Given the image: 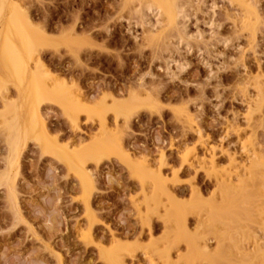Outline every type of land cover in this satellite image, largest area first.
<instances>
[{
  "label": "rangeland",
  "instance_id": "obj_1",
  "mask_svg": "<svg viewBox=\"0 0 264 264\" xmlns=\"http://www.w3.org/2000/svg\"><path fill=\"white\" fill-rule=\"evenodd\" d=\"M9 1L36 49L16 81L0 36V264H264V0H185L182 43L135 0Z\"/></svg>",
  "mask_w": 264,
  "mask_h": 264
},
{
  "label": "bare ground",
  "instance_id": "obj_2",
  "mask_svg": "<svg viewBox=\"0 0 264 264\" xmlns=\"http://www.w3.org/2000/svg\"><path fill=\"white\" fill-rule=\"evenodd\" d=\"M12 1V0H11ZM133 1L134 0H124V4L125 5H128V4H134L133 3ZM187 2H188V0H186ZM186 1L185 0H135V2L138 4H136V6H138L139 7V10L137 9L138 7H136V6H134V8L132 9L133 10V12L135 13V14H138L139 13V15H141L142 14V12L141 11H144L145 10V12L146 13H144L143 12V16L145 15V19H144V17L143 16H141L142 18H143V20L141 19V27H144V26H147L148 27V29H147V31H148V34L150 35V37H153L154 35L153 34H158V33H161V31L159 32V30H162V32L165 30L166 32H175V34H177V40L180 42V43H182L183 41H186L185 39H187V38H190L189 37V35H188V33H187V29H186V25H187V23H188V21H187V18H188V15H187V11H186V8H187V3H186ZM198 1V0H197ZM233 0H227V2H232ZM236 1V0H235ZM189 3H191V1L189 2ZM188 3V6L190 5ZM192 3H194V2H192ZM191 3V4H192ZM131 4H130V6H131ZM14 5V4H13ZM12 5V3H10V1L9 0H0V14L2 15V14H4V11H6V10H12V12L13 11H15V13H16V10H18V12H19V10H20V8H19V6L17 5V4H15L16 6H13ZM201 5V4H200ZM216 5V4H215ZM214 4H212L210 7H208L209 9H210V11H208L209 12V22L212 20V17H213V15H214V6H215ZM23 6V5H22ZM135 7H136V9H135ZM130 8V7H129ZM141 8H143L142 10H141ZM9 10V11H10ZM131 10V9H130ZM135 10V11H134ZM11 12V13H12ZM141 12V13H140ZM15 13H12V14H14V15H12V17H10V19L8 20V23H7V25H6V23H5V28L4 27H2V29L4 30H2L3 32H2V36H3V39H4V44L6 45L5 47H6V51H7V49L9 50V51H7V57L8 56H11V58L10 57H8V61H12L13 63H10V64H12V68H13V74L15 73V72H17V73H15V74H17V75H15L14 77H15V79H16V81H17V79H18V76L20 77V75H19V70H20V72H21V62L23 61V56L25 55V58H26V56H29V55H31V56H29V57H32L33 58V60H34V57H33V43H32V41H31V39L29 38V36H27L25 33H23L22 31H21V29L20 28H15V26H18V25H14V22H13V17H15ZM132 13V12H131ZM147 16V17H146ZM15 18H17V17H15ZM14 18V19H15ZM154 19V21L153 22H151L150 21V19ZM1 19V18H0ZM15 20H17L18 21V19H15ZM244 21V20H243ZM209 22H207L208 24H209ZM18 23H19V21H18ZM211 23V22H210ZM213 23V22H212ZM162 24H164V25H162ZM243 24H246V23H243ZM3 26V25H2ZM22 26V25H21ZM163 26V27H162ZM212 26V25H211ZM44 27V26H43ZM146 27V28H147ZM210 27V26H209ZM22 28V27H21ZM20 29V30H19ZM25 29V28H24ZM24 31V30H23ZM25 31L27 32V29H25ZM157 31H158V33H157ZM165 31H164V33H165ZM196 33V32H195ZM151 34L153 35V36H151ZM174 34V33H173ZM1 36V35H0ZM1 36V37H2ZM193 36V35H192ZM193 37H195L196 38V40H197V38H201L202 36H201V33L200 32H198L196 35H194ZM176 39V38H175ZM35 45V44H34ZM36 47V46H35ZM34 47V49H36ZM31 48H32V50H31ZM31 50V51H30ZM27 51H29V52H32L31 54H28L29 52H27ZM10 53V54H9ZM25 53H27V54H25ZM32 58L31 59H29L28 58V62L31 60L32 61ZM20 63V66H17L18 64ZM30 63V62H29ZM28 63V64H29ZM39 61H38V64H37V61H36V65L38 66L39 65ZM10 64L8 65V66H10ZM24 65V64H23ZM41 65V64H40ZM169 65V64H168ZM36 66V67H37ZM17 67V68H16ZM20 67V69L18 70V68ZM31 67V66H30ZM39 67V69L41 68V66H38ZM169 67V66H168ZM177 67H179V66H177ZM12 68H11V70H12ZM14 68H16V69H14ZM181 68V67H180ZM23 71H25L24 70V66H23ZM31 71V70H30ZM42 71V70H41ZM33 72H35V71H33ZM23 73H25V72H23ZM37 73V72H36ZM36 73H32V74H34L35 76H37L36 75ZM39 73V72H38ZM42 74V73H41ZM30 75H31V72H30ZM43 75V74H42ZM17 76V77H16ZM32 77H34V76H32ZM44 77V76H43ZM21 78H22V76H21ZM24 78H25V76H24ZM30 78V77H29ZM42 78V77H41ZM22 80V79H21ZM2 81V80H1ZM1 81H0V85L2 84L1 83ZM31 81V80H30ZM34 81V83H35V81H36V83L35 84H37V80L36 79H34L33 80ZM21 82V81H20ZM19 82V83H20ZM25 83H27V84H29L28 82H25ZM43 84V83H42ZM19 85H21V83L19 84ZM19 85H17V86H19ZM32 85V84H31ZM45 85V84H44ZM26 86V85H25ZM29 86H30V84H29ZM29 86L27 85V88H29ZM0 88H1V86H0ZM25 88V87H24ZM45 88H46V90H45ZM25 90H26V88H25ZM46 93H48V94H50L52 91H48L47 90V87L45 86L44 87V89H43ZM53 92H55L54 94H56V91H53ZM53 92L51 93V94H53ZM74 92V91H73ZM75 93V92H74ZM58 95V94H57ZM66 95H67V93H66ZM57 97H59V96H57ZM68 98H69V100H71V102L72 103H74L75 105H79V103H81V101H82V99L81 98H79V95H78V93L77 94H73V93H69V95H68ZM64 99V98H63ZM66 100V99H65ZM68 100V101H69ZM63 104L65 105L66 103H64L63 102ZM81 105V104H80ZM14 110V109H13ZM21 116V115H20ZM36 116H38V113L36 114ZM14 117H16V116H14ZM34 117V113H32V118H31V122L33 121L32 119H34L33 118ZM39 117V116H38ZM38 117H37V119H38ZM15 119V118H14ZM28 119V118H27ZM17 120L18 119H16L15 120V122L17 123ZM23 121V120H22ZM40 121V120H39ZM73 121V120H72ZM74 121H76V120H74ZM73 121V122H74ZM14 121L12 122V123H14V124H12V126L14 125L15 126V123ZM30 122V121H29ZM35 123H37V121L35 122ZM40 123H41V121H40ZM43 124H40L39 126L41 127V128H43L42 129V131L44 130V122H42ZM9 124V123H8ZM105 124V123H104ZM7 126H9L10 128H11V130H10V132H9V127L7 128ZM12 126H10V125H6V129H8V132L10 133L9 135H11V138L10 137H8V138H10V143H9V141H8V143L10 144V148H12V149H10L11 151V153H13L14 151V155L13 154H11V156H12V158H10V161H13V158H14V160L16 159V157H17V155H15L16 154V152H17V150H15L13 147H14V145H15V147L16 146H18L17 144H18V139H19V135L21 134L22 135V132L23 131H21V133L19 134V132H20V130L18 131L17 130V127L20 129V127H19V125L15 128L14 126L12 127ZM36 126H37V124H36ZM22 127V126H21ZM29 127H30V123H29ZM105 127V129H107L106 128V126H104ZM40 128V129H41ZM16 129V130H15ZM33 129V128H32ZM17 131H18V133H17ZM26 132V131H25ZM24 132V133H25ZM197 132V131H196ZM44 133H45V130H44ZM19 134V135H18ZM7 138V139H8ZM18 138V139H17ZM106 138V137H105ZM104 140V139H103ZM17 141V142H16ZM16 142V143H15ZM102 142H105V140L104 141H102ZM109 142H111V141H109ZM12 146V147H11ZM17 148V147H16ZM100 149V148H99ZM120 152V153H119ZM119 154H121L122 156H124V157H126V158H129V155L123 150V148H121V147H119ZM9 161V164H13V162L11 163ZM131 161V160H130ZM72 166V165H71ZM13 167V166H12ZM74 168H75V171L78 173V175L80 176V178L82 179V182L84 183V184H86V185H89L90 184V177H89V175H88V173L87 172H85L84 171V169L82 170V168H78V167H75L74 166ZM86 169V168H85ZM74 171V173H76ZM229 175V174H228ZM229 177V176H228ZM228 177H227V179H228ZM222 178V177H221ZM230 178V177H229ZM224 179V178H223ZM226 179V178H225ZM226 179V180H227ZM219 180V179H218ZM224 181V180H223ZM229 181V180H228ZM219 183H220V181H218ZM230 182V181H229ZM231 182H233L232 181V179H231ZM243 182V181H242ZM231 184V183H230ZM230 184L227 186V184H226V186H227V188L230 186ZM224 185H225V182H224ZM224 185H223V187H224ZM242 186H244V185H242ZM242 186H241V188H242ZM221 187H222V184H221ZM230 189H231V186L229 187ZM224 189H226V187L224 188ZM230 189H228L229 191H227L228 193L230 192ZM233 189V188H232ZM231 189V190H232ZM240 189V188H239ZM243 189V188H242ZM227 190V189H226ZM234 190H235V188H234ZM233 190V191H234ZM251 194V193H250ZM173 212V211H172ZM175 215V214H174ZM173 221V220H172ZM185 239V238H184ZM258 244V243H257ZM258 247V246H257ZM259 247H262L263 249H264V241H263V246H259ZM242 249H243V247H241ZM205 252H209L208 250H207V248H205V250H204ZM204 251H203V253H204ZM222 252V251H221ZM245 255H247V254H245ZM245 255H244V258H245V260H247L246 258L248 257V256H246L245 257ZM254 255V254H253ZM256 255H257V253H256ZM224 256V255H223ZM252 256V255H251ZM114 258V257H113ZM112 258V259H113ZM197 258V257H196ZM249 258V257H248ZM257 258V257H256ZM255 258V259H256ZM252 259V258H251ZM253 259H254V257H253ZM114 260V259H113ZM246 262V261H245ZM249 262V261H248ZM112 263V262H111ZM113 263H115V261L113 262ZM254 263V262H253ZM116 264V263H115ZM217 264H221V263H217Z\"/></svg>",
  "mask_w": 264,
  "mask_h": 264
}]
</instances>
